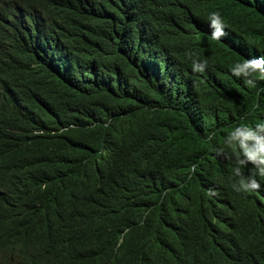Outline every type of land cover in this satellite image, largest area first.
Instances as JSON below:
<instances>
[{
	"label": "trees",
	"instance_id": "obj_1",
	"mask_svg": "<svg viewBox=\"0 0 264 264\" xmlns=\"http://www.w3.org/2000/svg\"><path fill=\"white\" fill-rule=\"evenodd\" d=\"M140 1L0 0V264H108L116 239L99 226L127 228L124 235L136 240H157L181 222L203 232L212 204L204 185L217 178L225 157L217 149L233 150L224 141L235 127L264 122V80L248 87L230 72L243 57L264 56L263 9L235 0H176L186 24L157 39L170 55L206 61L207 68L187 77L189 94L161 95L144 106L147 89L132 78L134 48L111 38L116 30L126 39V4ZM149 1L142 0L148 8ZM212 12L224 19L226 37L196 42ZM107 52L112 64L102 78L71 87L62 80L88 60L103 67ZM56 93L78 113L74 126L57 134L42 117L44 100ZM100 138L123 149L115 175L97 204L92 190L75 201L87 185L83 180L67 195L70 174ZM139 168L149 177L136 206L128 189ZM104 199L110 205L98 207ZM184 200L189 211L197 209L191 222L175 213ZM255 239H238L223 262L202 252V263L188 264H263L264 243Z\"/></svg>",
	"mask_w": 264,
	"mask_h": 264
},
{
	"label": "clouds",
	"instance_id": "obj_2",
	"mask_svg": "<svg viewBox=\"0 0 264 264\" xmlns=\"http://www.w3.org/2000/svg\"><path fill=\"white\" fill-rule=\"evenodd\" d=\"M235 1L264 10V0ZM126 7V39L116 30L111 38L117 47L134 48L137 61L132 78L141 81L147 89L144 96L140 95L144 106H150L161 95L189 94L191 85L186 86L187 77L192 72L204 73L207 62L190 60L187 55H170L157 39L162 32L173 31L186 24V21L181 19L176 0H150L149 8L141 0L139 4H126ZM225 28L226 23L219 12H212L203 19L202 35L196 42L221 41L226 37ZM104 62L101 67L96 61L88 60L85 64L71 68L62 80L70 87L96 81L105 75L106 66L112 64L109 52ZM230 72L234 77L243 79L248 87H255L256 80H264V56L243 57L240 62L231 66ZM121 79L123 83L126 81L124 77ZM77 114L74 107L62 102L57 93L44 100L42 117L55 124L52 133L57 134L73 127L72 124L78 120ZM211 138L210 136L209 139ZM224 143L233 150L227 152L223 148L217 149V155L225 153V157L221 166L216 168L217 178L206 180L204 185V191L211 197L212 204L203 232H193L181 222L166 227L157 240H136L124 235L127 228L118 231L99 226L102 233L116 239L109 253L111 260L108 264H188L191 258L202 263V252L212 258H220L223 262V259L231 255L238 239L253 243L255 238H258L264 243V122L257 123L254 127H235L227 133ZM55 145L62 149V142L57 138ZM122 154L121 146L106 143L100 138L98 145L90 152L82 166L73 174H67L71 175L72 187L66 194L72 195L84 180L87 185L86 192L74 196L75 201L92 190L90 199L97 204V194L115 175L116 163ZM135 171L137 176L129 186L128 192L137 206L138 193L145 192L149 176L142 174L140 168ZM109 205V201L104 199L98 207L106 208ZM175 213L183 221L191 222L197 214V209L189 211L184 200L176 207ZM242 227L245 232L244 237L240 238ZM199 239H203L205 243L201 244ZM143 247L144 254L140 256ZM239 248L243 249L241 246ZM261 262L264 264V259Z\"/></svg>",
	"mask_w": 264,
	"mask_h": 264
},
{
	"label": "bare ground",
	"instance_id": "obj_3",
	"mask_svg": "<svg viewBox=\"0 0 264 264\" xmlns=\"http://www.w3.org/2000/svg\"><path fill=\"white\" fill-rule=\"evenodd\" d=\"M198 214V213H197ZM244 243V242H243ZM242 254V253H241ZM248 259V258H247ZM244 264V263H243ZM246 264V263H245Z\"/></svg>",
	"mask_w": 264,
	"mask_h": 264
}]
</instances>
